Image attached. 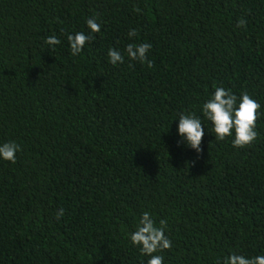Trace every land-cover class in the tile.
<instances>
[{"label":"trees","instance_id":"16d2710c","mask_svg":"<svg viewBox=\"0 0 264 264\" xmlns=\"http://www.w3.org/2000/svg\"><path fill=\"white\" fill-rule=\"evenodd\" d=\"M76 32L93 38L73 56ZM129 43L151 44V68ZM215 87L261 104L252 144L215 140ZM181 113L200 117L202 152ZM7 141L21 149L0 158V264H147L129 238L145 211L167 221L163 264L264 255V0H0Z\"/></svg>","mask_w":264,"mask_h":264},{"label":"clouds","instance_id":"9594fccd","mask_svg":"<svg viewBox=\"0 0 264 264\" xmlns=\"http://www.w3.org/2000/svg\"><path fill=\"white\" fill-rule=\"evenodd\" d=\"M246 23V20L241 18L238 20L237 26L244 27ZM86 24L91 33H99L101 30L95 17L88 18ZM137 34L136 29H131L128 33L130 38ZM92 38V35L84 32L69 34L67 39L71 54L73 56L78 55ZM45 43L54 46L59 44L60 40L52 35L45 38ZM151 47L150 43H129L125 52L129 59L146 62L151 68L153 62L147 59V53ZM108 57L113 65L124 62V55L113 48L108 50ZM260 108L261 104L247 92H242L237 97L231 89L215 87L211 97L202 104V113L212 123L215 140L222 141L226 137L232 136L233 146L243 148L252 144L258 137L256 122L260 116ZM178 133L188 146L195 149L197 153L202 152L201 142L204 136V127L199 116L194 113H181L179 115ZM20 149L21 146L15 141L4 142L0 144V158L15 163L16 152ZM63 215L64 209L61 208L56 217L59 219ZM166 227V220H160L159 226H157L150 213L145 211L139 218L136 230L129 234L131 243L139 247L141 254L150 257L147 264H163L164 257L153 254L172 246V241L165 235ZM217 264H220L219 260ZM223 264H264V255L247 258L244 255L232 253L223 260Z\"/></svg>","mask_w":264,"mask_h":264}]
</instances>
